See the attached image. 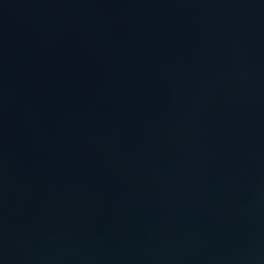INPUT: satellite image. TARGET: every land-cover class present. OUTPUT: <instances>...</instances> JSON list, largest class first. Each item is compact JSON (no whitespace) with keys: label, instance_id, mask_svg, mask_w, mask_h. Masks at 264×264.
<instances>
[{"label":"water","instance_id":"95a60500","mask_svg":"<svg viewBox=\"0 0 264 264\" xmlns=\"http://www.w3.org/2000/svg\"><path fill=\"white\" fill-rule=\"evenodd\" d=\"M0 264H264V0H0Z\"/></svg>","mask_w":264,"mask_h":264}]
</instances>
